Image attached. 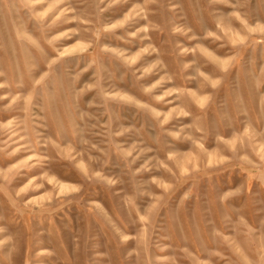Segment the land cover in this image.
Instances as JSON below:
<instances>
[{
	"label": "rangeland",
	"instance_id": "374dc122",
	"mask_svg": "<svg viewBox=\"0 0 264 264\" xmlns=\"http://www.w3.org/2000/svg\"><path fill=\"white\" fill-rule=\"evenodd\" d=\"M0 264H264V0H0Z\"/></svg>",
	"mask_w": 264,
	"mask_h": 264
}]
</instances>
